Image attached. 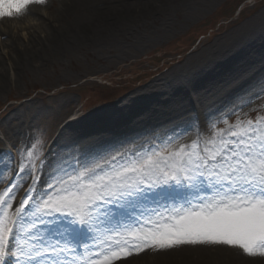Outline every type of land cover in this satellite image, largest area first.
<instances>
[{
  "label": "rangeland",
  "instance_id": "1",
  "mask_svg": "<svg viewBox=\"0 0 264 264\" xmlns=\"http://www.w3.org/2000/svg\"><path fill=\"white\" fill-rule=\"evenodd\" d=\"M63 1L46 0L40 10L48 17L44 24L24 14L0 18V24L9 23L6 26L14 30L21 47H30L34 40L41 48L37 59L19 71L0 33V70L7 74L0 89V186L9 187L15 176L11 189L16 194L14 205L31 184L30 176L19 173L13 163V158L17 163L21 159L17 149L24 151L26 168L32 163L27 151L48 154L43 184L49 180L50 170L68 154L65 149L76 151L75 144L99 152L126 138L141 137L137 144L151 142L153 136L146 133L175 139L177 145L191 144L198 138V129L209 121L219 129L227 126L225 119L244 127L249 119L264 123V42L257 49L240 51L264 32V0H66L72 2L64 6ZM87 7L99 10L96 14L103 12L106 22L79 19L76 13ZM129 9H135L134 15L122 17L123 10ZM79 23L93 31L88 38L76 41L69 32L62 47L48 48L54 44L52 33ZM42 45L48 53H43ZM160 107L165 108V115L151 123L138 116L139 109ZM111 122L110 133L96 128ZM92 126L94 131L89 134L57 146L71 127L84 131ZM33 135L35 139L30 141ZM214 194L207 188L200 193L204 197ZM180 203L166 207L174 209ZM38 227L40 237L46 239L50 230ZM82 239L85 237L76 242ZM17 242L25 249L43 247L39 238L26 241L18 237L12 243ZM160 250L134 251L117 264ZM167 250L242 257L226 246L183 245ZM242 258L264 261L262 257Z\"/></svg>",
  "mask_w": 264,
  "mask_h": 264
},
{
  "label": "snow or ice",
  "instance_id": "2",
  "mask_svg": "<svg viewBox=\"0 0 264 264\" xmlns=\"http://www.w3.org/2000/svg\"><path fill=\"white\" fill-rule=\"evenodd\" d=\"M33 4L46 0H0V18ZM223 123L219 129L209 121L191 144L155 133L145 134L151 142L126 138L99 152L75 144L43 184L48 154L25 149L32 160L26 168L17 149L21 159L13 163L31 184L17 205L15 176L0 195V264H117L134 251L183 245L264 258V123ZM205 188L215 194L201 196ZM176 202L182 203L166 207ZM38 225L50 230L46 239ZM18 237L39 238L43 247L13 244Z\"/></svg>",
  "mask_w": 264,
  "mask_h": 264
},
{
  "label": "bare ground",
  "instance_id": "3",
  "mask_svg": "<svg viewBox=\"0 0 264 264\" xmlns=\"http://www.w3.org/2000/svg\"><path fill=\"white\" fill-rule=\"evenodd\" d=\"M63 6L64 5H68L70 4L72 1H63ZM81 2L83 3L84 0H81ZM67 3V4H66ZM43 5H30L25 12L23 13L24 15L31 16L33 17V19L35 21H38L39 24H44L45 22L48 21V17H44V15L41 14V7ZM76 7V6H75ZM81 8H84L81 6ZM89 7H87L86 9H88ZM85 10V9H84ZM82 11L77 12L76 14L79 16V19H90L95 20V21H100V22H106L105 21V16L101 17V15H103L101 13L96 14L97 12H99V10H91L88 9L87 11ZM135 10V9H134ZM134 10L129 9V10H123L122 13V17L124 18H129L132 15H134ZM72 11V10H70ZM70 11H67L65 14H69L71 15ZM101 17V18H99ZM63 19V18H62ZM66 19V18H65ZM54 21H56V18H53ZM72 21H65V23H69ZM82 23H86V22H82ZM9 24V23H7ZM4 22H1L0 24V33L6 38L5 40V44L10 48V51L14 54V58H15V64L17 65V69L19 71H23V68L25 66L31 65L32 62L37 59V57L39 56V54H41L40 49L41 48H37V43H35V41L33 40L31 42V44L29 45L30 47H21V45H19L16 41V35H14V30L10 27H7ZM12 29V32H10ZM65 29L63 31H56V33H52L51 37L54 44L50 45L48 48L51 49H56L57 47H62L63 44V40H66L67 37L69 36V34H73V38L76 39V41H81L83 40L84 36L85 38H88L90 36V34L93 32L91 30H87L85 27H83L82 24H76L74 26H72V24H67L65 25ZM88 31V32H87ZM70 32V33H69ZM69 33V34H68ZM89 34V35H88ZM88 35V36H87ZM87 36V37H86ZM258 38V39H257ZM264 42V32L256 37V39L254 40H250L247 41L245 43V45L241 48L240 51H243L245 49H247V47H251V49H257L259 47V45H261V43ZM252 45H255L252 47ZM43 46V45H42ZM264 46V45H263ZM44 47V46H43ZM49 49H46V47H44V51L43 53H48ZM261 50V49H259ZM256 51V50H255ZM1 59H0V64H1ZM247 64V63H246ZM245 64V65H246ZM236 67V66H235ZM241 67H243V65L235 68L233 71L235 72V70L240 69ZM245 69H243L242 71H244ZM229 74L231 75L232 72ZM7 82V74L6 72L0 70V89L5 85V83ZM137 111V108H135ZM164 107H160V108H142L139 109L141 114H139L138 116H143V120L142 122H148L151 123L154 120H157L159 117L161 118V116L165 115V111H164ZM168 110H171L170 108ZM132 111H134V109H132ZM170 112V111H169ZM87 124H89V122H87ZM113 124V122L111 123H107V124H102L99 125L98 127H96L99 132L102 133H110V131H112L111 125ZM125 123H122V127H126ZM85 127V126H83ZM122 128V129H123ZM78 128H72L67 131L64 135L63 138H61L59 141H57V146L60 145L61 142L67 140V139H72V138H76V137H82L83 135L89 134L91 131H94V127H90L88 129H85L84 131H77ZM96 132V131H95ZM94 133V132H93ZM124 137V136H123ZM4 186V185H3ZM3 186L1 185L0 189L3 188ZM119 264H264L263 260H249V259H243L242 257H238V256H233V255H221L220 253H207L205 251H201V250H190V251H169L167 249H161L158 252H154V253H145L143 255L137 256V257H131L127 260H125L122 263Z\"/></svg>",
  "mask_w": 264,
  "mask_h": 264
}]
</instances>
